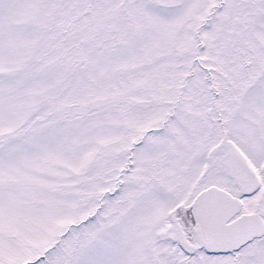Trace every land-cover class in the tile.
<instances>
[{
	"label": "snow or ice",
	"instance_id": "snow-or-ice-1",
	"mask_svg": "<svg viewBox=\"0 0 264 264\" xmlns=\"http://www.w3.org/2000/svg\"><path fill=\"white\" fill-rule=\"evenodd\" d=\"M0 264H264V0H0Z\"/></svg>",
	"mask_w": 264,
	"mask_h": 264
}]
</instances>
